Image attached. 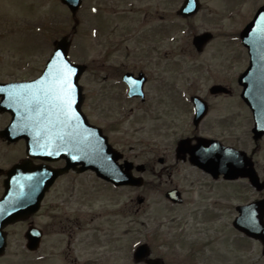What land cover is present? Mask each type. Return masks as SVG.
I'll return each mask as SVG.
<instances>
[{
  "label": "flooded vegetation",
  "instance_id": "obj_1",
  "mask_svg": "<svg viewBox=\"0 0 264 264\" xmlns=\"http://www.w3.org/2000/svg\"><path fill=\"white\" fill-rule=\"evenodd\" d=\"M128 1L120 10H115L117 23L110 29H103L104 24L97 16L94 17L96 20L89 21L91 33L95 36L106 30L119 34L118 45L107 46L112 53L117 50L116 65L110 66L109 60L100 62L101 67L116 70L113 77L107 72L104 81L109 82L108 86L111 83L114 86L112 99L120 102L118 115L115 119L108 118L102 111L100 119L97 120V114L94 120L91 117L94 111L85 109V113L93 124L101 126L114 147L116 142L112 133L117 129L123 140L120 162L139 164L137 159L142 153L131 152V149L140 144L139 140L141 143L147 141L151 149L147 162L153 165L149 168L154 179L151 188L162 192L164 197L169 190L178 189L182 197L179 204H185V189L172 183L174 174L185 179V166L209 183H218L219 188L225 191H218V199L223 197L224 201L216 203H220V211L221 208L231 211L229 224L232 228L240 205L264 197V175L259 167L264 162V127L257 130L253 110L243 95L245 82L240 80L249 66L248 50L238 40L246 24L242 23L240 29L235 26L236 6L225 9L224 14L216 10L214 17L219 22L213 29V36L199 49L193 44V37L198 34L193 31L191 20L194 16L183 18L185 40L180 47L181 60H175L172 0L146 2L143 10L135 8L132 0ZM107 4L114 9L113 2ZM91 9L101 11L95 6ZM224 20L231 30L228 40H225L227 46H220L212 52L210 43L217 34L218 37L223 34L221 30L227 23H223ZM86 68L89 71L92 66L87 65ZM175 73L183 76L180 92H175ZM260 73L264 70L255 71L257 75ZM136 79H142L141 93H137ZM195 97L199 99L198 113ZM174 105L180 110H175ZM108 112L106 110L105 114ZM11 120V112L0 109V133ZM130 139L138 143L130 142ZM213 141L219 147H229L236 153L232 173L241 174V177L224 178L222 166L218 167L219 174L213 177L191 163L189 154L193 156L198 145H202L198 147L202 152L209 150ZM181 142L184 143L182 150L178 148ZM24 148L23 141L14 142L0 135V264H148L152 259L159 260L161 264H180L177 262L182 261L180 255L167 260L157 250L165 239L164 224L160 220L154 224L149 255L137 259L125 253L122 207L95 213L94 189L76 187L77 177L83 173L79 174L75 169L56 177L38 202L31 196L34 189L22 190L21 193L28 194L26 198L15 199L19 191L14 189V175L8 171L25 157ZM32 163L54 169L65 164L63 159H35ZM180 167L182 173H179ZM142 170L146 172V166ZM253 171L262 182V188L257 191L249 182L248 176H252ZM132 172L140 174L136 168ZM30 176L34 175L24 173L16 177L24 179ZM63 178H69L66 180L67 188L61 186ZM108 185L109 191L123 193L124 187ZM143 185H147L145 179ZM238 186L250 189L251 195L248 197L246 194L245 199H240L237 190H231ZM253 191L260 195L253 198ZM140 201L142 203L143 199ZM32 203L37 204L34 210H31ZM212 212L209 210L205 214L212 219ZM183 257L185 261V255Z\"/></svg>",
  "mask_w": 264,
  "mask_h": 264
},
{
  "label": "rangeland",
  "instance_id": "obj_2",
  "mask_svg": "<svg viewBox=\"0 0 264 264\" xmlns=\"http://www.w3.org/2000/svg\"><path fill=\"white\" fill-rule=\"evenodd\" d=\"M132 1L135 8L143 10L146 2L152 4L159 0ZM228 1L229 5L238 2V0ZM111 2L114 3L113 10L112 6L107 4ZM126 2L130 1L83 0V6L77 13L79 24L72 35L73 23L70 13L59 0H0V79H29L30 74L39 72V68L50 55L53 40L59 39L65 34H71L74 59L77 63L92 66V69L83 73L79 81L86 96L84 109L94 111L91 114L94 120L97 114V120L100 119L99 113L102 111L103 115L115 119L114 117L119 112L120 102L112 99V96L115 95L112 92L114 86L112 83L108 86L109 82L105 83L104 77L107 72H110L112 77L115 76L116 72H113L116 70L101 67L100 62L109 60L111 61L110 66L116 65L117 50L115 49L116 52L112 53V50H109L107 46L118 45L119 34L112 30L108 33L106 30L103 33L99 32V36H94L89 25L90 14H92L90 7L95 6L101 9L99 13L92 15L97 16L103 22V29H110L117 23V16L114 15L115 10L121 9ZM171 2H173V14H175L176 9L181 5V0H172ZM261 2L264 0H247V3L243 4L239 10L235 26L241 28L244 21H249L255 8ZM220 3L225 5L226 0H202L201 12L192 19L197 32L205 29L213 31L216 28L219 21L214 17V12L215 7H219ZM173 18L175 56L181 58L180 47L185 40V34L181 28L183 22L178 20L176 15ZM91 19L96 20L94 17ZM226 22L223 21V23ZM227 24L228 22L225 26L223 25L221 30L223 34L220 37L217 34V37L210 43V51L213 52L220 46L223 48L227 46L225 40H228V34L231 31ZM35 74L33 75L35 76ZM174 80L177 86L182 88L183 76L175 73ZM174 108L180 110L175 105ZM106 110L109 112L105 114ZM112 134L116 148L120 149L123 140L118 135L117 129ZM130 142L138 143L131 139ZM139 142L140 144L135 149H131V152L142 153L137 162L144 163L147 168L143 174L147 185L141 188H126L123 190L124 193H114L109 191L108 186L100 184L101 182L87 174L79 175L76 183L78 189H94L93 211L95 213L122 207L121 228L126 232L123 236L125 253L139 240H146L152 245L150 232L156 220H161L165 223L163 227L165 239L163 245L156 246L158 248L156 249L160 250L167 260L178 258L180 255L182 261H177L180 264H264L261 245L256 241L244 239L239 234L234 235L229 224L232 218L231 211L223 208H221L222 211L218 209L220 203L216 202H223L224 199H221L223 197L218 199L217 193L219 190L225 191L224 188H219V184L216 182L209 183L204 177L195 175L185 166V179L181 178L179 174H174L172 182L185 189V204L169 206L163 193L151 188V182L154 179L149 168L153 165L147 162L151 149L147 141L141 143L139 140ZM122 149L128 150V152L130 150ZM259 167L263 169V176L264 162ZM182 172V167H180L179 173ZM68 179H61L62 188L68 187L66 184ZM231 190H237L238 197L242 200L245 199L246 194L249 197L252 193L247 187L240 188L238 186ZM259 195L253 191V198ZM137 196L144 198L141 205L136 201ZM239 198L238 201H240ZM208 209L214 212H212L214 215L212 219L205 214L209 211ZM109 219L113 220L114 218ZM184 255L185 261H183Z\"/></svg>",
  "mask_w": 264,
  "mask_h": 264
},
{
  "label": "water",
  "instance_id": "obj_3",
  "mask_svg": "<svg viewBox=\"0 0 264 264\" xmlns=\"http://www.w3.org/2000/svg\"><path fill=\"white\" fill-rule=\"evenodd\" d=\"M64 4H66L69 9L71 10L72 14H75L76 9L80 5L81 0H61ZM185 3L182 7V9L179 11L183 14H185ZM187 13V12H186ZM254 24V22L250 23V25L247 27L245 30L244 34L249 33L251 30L250 28L255 29L256 27H251ZM251 35L248 36V39H246V43L249 44L250 46L254 45L257 40V36L255 33H251ZM250 38V39H249ZM55 50L50 58V60L47 62L46 65V70L47 71H52L54 69V61L56 64L60 63L61 61H58L55 57V53H61L63 61L67 62L68 64L71 65L73 69H75V75L73 76V83L77 85V79L81 75L84 67L82 65L78 64H71L67 60L66 57V50H67V44L65 42V39L63 38L61 41H56L54 43ZM255 51H252L254 54ZM77 104L76 108L78 110L79 119L74 123L70 135H71V140L72 143H70L68 146H65L64 149L69 148L72 151V156L76 161L74 163L78 164H83V169L86 167H90L94 169L97 174L109 179L113 180L114 179L111 177V175H108V173L111 171V167L113 166V160L115 159L112 155V149L107 145L105 142L104 137L102 136L101 132L99 129H92L87 125V122L85 121L84 116L82 115L80 111V104L82 101V96L80 93V87L78 86V91H77ZM82 117V118H81ZM84 122V124H83ZM103 138V139H102ZM103 140V141H102ZM202 146V145H199ZM198 147V146H197ZM196 147V148H197ZM195 148V150H196ZM70 152V151H68ZM195 153V152H194ZM68 154V153H66ZM112 154V155H111ZM108 156H111L108 158ZM112 158V161L110 160ZM88 165V166H87ZM18 168H22L21 166H18ZM23 169V168H22ZM240 175V174H237ZM131 179L126 178H120L119 183H133L130 181ZM137 184H140L141 181H137ZM256 182V179H255ZM264 203V202H263ZM263 210H264V205H262L260 214L258 219L256 220L257 225L253 227H248V228H240L241 231L245 232L249 236H253L255 238H259L262 243H263V254H264V222H263ZM241 223H238L237 226H239ZM260 231V232H257Z\"/></svg>",
  "mask_w": 264,
  "mask_h": 264
},
{
  "label": "snow or ice",
  "instance_id": "obj_4",
  "mask_svg": "<svg viewBox=\"0 0 264 264\" xmlns=\"http://www.w3.org/2000/svg\"><path fill=\"white\" fill-rule=\"evenodd\" d=\"M96 11V9H93ZM55 57L60 63L53 62L55 67L50 71L48 79L44 82V86L40 89L44 97L54 107L58 118H62L69 125L76 119L77 114L73 111L75 103V88L73 76L75 69L70 64L63 61L61 53H55ZM27 95L35 98L37 93L27 90ZM22 94H16V98H20Z\"/></svg>",
  "mask_w": 264,
  "mask_h": 264
}]
</instances>
